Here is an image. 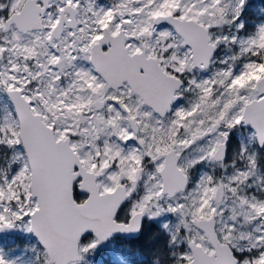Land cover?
I'll return each instance as SVG.
<instances>
[{
    "label": "snow or ice",
    "instance_id": "1",
    "mask_svg": "<svg viewBox=\"0 0 264 264\" xmlns=\"http://www.w3.org/2000/svg\"><path fill=\"white\" fill-rule=\"evenodd\" d=\"M264 264V0H0V264Z\"/></svg>",
    "mask_w": 264,
    "mask_h": 264
},
{
    "label": "rangeland",
    "instance_id": "2",
    "mask_svg": "<svg viewBox=\"0 0 264 264\" xmlns=\"http://www.w3.org/2000/svg\"><path fill=\"white\" fill-rule=\"evenodd\" d=\"M107 259H108V257L106 254L96 257L97 262H101V261L107 260Z\"/></svg>",
    "mask_w": 264,
    "mask_h": 264
},
{
    "label": "trees",
    "instance_id": "3",
    "mask_svg": "<svg viewBox=\"0 0 264 264\" xmlns=\"http://www.w3.org/2000/svg\"><path fill=\"white\" fill-rule=\"evenodd\" d=\"M104 261H106V260H103V261H101V262H97V264H103Z\"/></svg>",
    "mask_w": 264,
    "mask_h": 264
}]
</instances>
